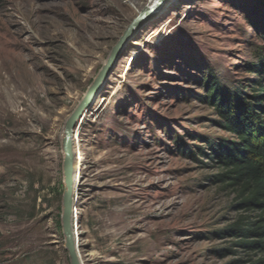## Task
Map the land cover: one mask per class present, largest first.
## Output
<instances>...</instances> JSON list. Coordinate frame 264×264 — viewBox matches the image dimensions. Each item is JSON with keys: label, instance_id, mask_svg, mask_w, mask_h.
I'll use <instances>...</instances> for the list:
<instances>
[{"label": "rangeland", "instance_id": "1", "mask_svg": "<svg viewBox=\"0 0 264 264\" xmlns=\"http://www.w3.org/2000/svg\"><path fill=\"white\" fill-rule=\"evenodd\" d=\"M150 0H0V264H70L62 227L68 117ZM264 0H172L142 23L77 124L83 264H256L224 230L238 192L213 183L232 140L205 80L250 93ZM213 79V78H212Z\"/></svg>", "mask_w": 264, "mask_h": 264}, {"label": "trees", "instance_id": "2", "mask_svg": "<svg viewBox=\"0 0 264 264\" xmlns=\"http://www.w3.org/2000/svg\"><path fill=\"white\" fill-rule=\"evenodd\" d=\"M250 70L257 76L250 93L231 94L212 75L205 80V97L219 115V123L233 137L210 143V151L222 168L212 181L236 189L237 210L257 214L255 221L240 216L224 233L247 250L260 253L255 263L264 264V52Z\"/></svg>", "mask_w": 264, "mask_h": 264}, {"label": "water", "instance_id": "3", "mask_svg": "<svg viewBox=\"0 0 264 264\" xmlns=\"http://www.w3.org/2000/svg\"><path fill=\"white\" fill-rule=\"evenodd\" d=\"M171 0H156L154 3L142 9L130 22L124 33L120 36L117 43L113 46L107 61L104 63L91 85L87 88L84 96L68 117L65 125L63 138V149L65 152L64 160V179L65 190L63 193L62 227L65 236V248L69 255L70 264H83L78 252V243L75 233L74 219V189L76 184V151L74 140L77 124L84 112L92 104L98 92L106 82L112 68L121 56L126 44L142 25V23L155 17Z\"/></svg>", "mask_w": 264, "mask_h": 264}, {"label": "bare ground", "instance_id": "4", "mask_svg": "<svg viewBox=\"0 0 264 264\" xmlns=\"http://www.w3.org/2000/svg\"><path fill=\"white\" fill-rule=\"evenodd\" d=\"M151 1V3L150 4H152V3H154L156 0H150ZM172 1V0H171ZM73 140H74V143L76 144V142H77V144L79 143V136H78V133H75V137L73 138ZM75 159H76V165H75V167H76V171H77V167H79L81 164H82V161H84L85 160V157L82 155V153H77V155H76V157H75ZM75 180H76V182H78L79 180H78V177H77V172H76V175H75Z\"/></svg>", "mask_w": 264, "mask_h": 264}, {"label": "built area", "instance_id": "5", "mask_svg": "<svg viewBox=\"0 0 264 264\" xmlns=\"http://www.w3.org/2000/svg\"><path fill=\"white\" fill-rule=\"evenodd\" d=\"M77 143V142H76ZM75 211V210H74Z\"/></svg>", "mask_w": 264, "mask_h": 264}]
</instances>
